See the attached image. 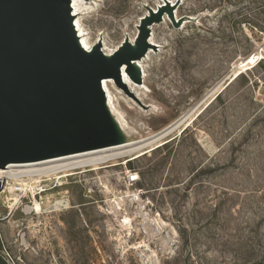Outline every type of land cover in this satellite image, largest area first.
Instances as JSON below:
<instances>
[{
	"label": "rangeland",
	"instance_id": "1",
	"mask_svg": "<svg viewBox=\"0 0 264 264\" xmlns=\"http://www.w3.org/2000/svg\"><path fill=\"white\" fill-rule=\"evenodd\" d=\"M80 1L108 54L162 4ZM176 14L180 29L167 15L152 27L157 50L132 92L148 109L111 80L133 146L2 196L0 264H264V61L245 64L264 57V0H184Z\"/></svg>",
	"mask_w": 264,
	"mask_h": 264
},
{
	"label": "water",
	"instance_id": "2",
	"mask_svg": "<svg viewBox=\"0 0 264 264\" xmlns=\"http://www.w3.org/2000/svg\"><path fill=\"white\" fill-rule=\"evenodd\" d=\"M184 0H162L111 55L97 42L81 44L73 0H0V170L129 144L103 86L113 80L148 109L124 82L143 83L138 65L150 49L152 27L167 15L175 29ZM173 127V126H172ZM172 127L156 139L161 138ZM4 183L0 181V193Z\"/></svg>",
	"mask_w": 264,
	"mask_h": 264
},
{
	"label": "bare ground",
	"instance_id": "3",
	"mask_svg": "<svg viewBox=\"0 0 264 264\" xmlns=\"http://www.w3.org/2000/svg\"><path fill=\"white\" fill-rule=\"evenodd\" d=\"M82 3H81L80 0H73V3H72L73 16L75 18V27L77 29V32H78V35H79V39L81 41V44L84 46V48L86 50L90 51L93 48V44H92V42H90V38L88 36V33L84 30V28L82 26V22L79 19L80 16L89 14L88 13V9L86 11V8H85V6ZM172 3H174V2L172 1ZM176 18L178 19L177 14H176ZM150 42L154 46H157V44L154 41V34H152V36L150 38ZM102 44H103V47L106 46V44L104 42H102ZM103 51L106 54H108L107 51H106V49H103ZM151 53H152V49H150V52L147 54V56L142 61H139L138 62V65L140 66V68L142 69V72H143V80H145V78H146L144 64L145 63H148V61L150 60V54ZM108 55H111V54H108ZM257 59H258V57H257V55H255V56L249 58L245 62V64L250 65V66L251 65L252 66L258 65L256 63ZM124 82L128 86V88L130 87L131 92L136 93L135 88H140L137 84L133 83L130 80V78L125 73H124ZM111 84H113V82L111 80H104V82H103V86H104V89L106 91L107 98H108V104L110 106V109H111L112 113L117 118L120 126L122 127V129L124 130V132L127 134L128 133V127L126 125V122H122V120L120 118H118V116L116 114V109L114 107L113 96H112V93H111ZM136 97L139 99L138 96H136ZM133 144L134 143H131L130 142L129 144L124 145V146H120V147H115V148H110V149H105V150H100V151H95V152H89V153H85V154H80V155H76V156H70V157H66V158H60V159H56V160H50V161L36 163V164L12 165V166L8 167V169H6V170H0V177L5 178V176L7 174V178L8 177L14 178L13 176L17 175V173L18 174L19 173L21 174L20 171H22V170L25 171V172L26 171H30V173H33L34 172V174L35 173L38 174V172L47 171L48 169H55L57 167H60L61 168V167L67 166L69 168L71 167L72 169L73 168L75 169V168H82V167H87V166H94V165H98L100 163L107 162L106 157L104 158V157H99V156H101V155H103L105 153H108V152H112V151H116V150L130 148L131 146H133ZM96 156H97V158H93V157H96ZM86 158H90V159H87V160L88 161L91 160V162L90 163H87V164H82V165H79V166L78 165H74L73 166L74 163L76 164L75 161L80 160L81 162L84 163V161H87ZM80 161H79V163H80ZM68 162H70V164H67L66 165V163H68ZM71 162H73V164ZM60 168H59V171H60ZM11 191H13V190H11ZM61 207L67 208V206H64L62 203H59L56 206L57 209H59ZM26 210H27L28 213H30V212L33 211V212H36L37 214H39L41 212L42 208H41V205L38 202H35L34 207L27 208Z\"/></svg>",
	"mask_w": 264,
	"mask_h": 264
},
{
	"label": "built area",
	"instance_id": "4",
	"mask_svg": "<svg viewBox=\"0 0 264 264\" xmlns=\"http://www.w3.org/2000/svg\"><path fill=\"white\" fill-rule=\"evenodd\" d=\"M261 53L264 55V48L262 49ZM262 61H264V57L262 59L258 58L256 63L260 64ZM53 170L54 169H48L47 171L39 172L41 174H39V173L33 174V173L26 172L25 174H22V175H24V177H21L18 174L15 175L14 178H12V177L7 178L6 176H5V178L0 177V181L4 183V188H3L2 192L0 193V201H1L2 196H4L7 193L26 194V192L33 189V183L35 182V180L37 178L41 179V178L47 176L46 174L52 173ZM16 178H21V180L22 179H26V180H22L23 182L22 181L16 182L17 184H16V186H14L13 180H15ZM138 180H139L138 175H129L127 182L130 185H134L138 182ZM12 186H14V187H12ZM11 190H13V192H11ZM0 205L4 206V204H0Z\"/></svg>",
	"mask_w": 264,
	"mask_h": 264
}]
</instances>
